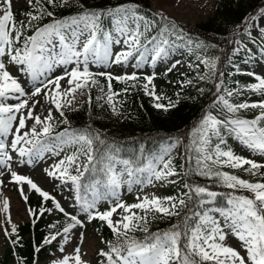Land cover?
Here are the masks:
<instances>
[{
	"label": "snow or ice",
	"instance_id": "obj_1",
	"mask_svg": "<svg viewBox=\"0 0 264 264\" xmlns=\"http://www.w3.org/2000/svg\"><path fill=\"white\" fill-rule=\"evenodd\" d=\"M27 2L33 11L24 13L28 17L27 23L23 21L17 23L12 10V0H0V170L7 169L11 182L20 186L19 192L25 202L28 201V196L23 185L38 193L44 201H52L54 209L63 213L68 221L62 231L46 236L42 245L37 246L35 251L39 252L43 245L51 244L61 236L59 250L63 252L64 244L70 239L69 233L78 226L85 227V224L78 215L65 211L54 197L42 190L30 177L19 174L12 167L14 156L11 153L16 154L18 158L16 163L31 166L34 161L43 159L45 153L60 157L65 148H72L70 153L63 155L44 171L48 177L68 186L70 192L75 191V201L88 222L93 220L104 222L115 236V242L101 239V243L106 245V249L101 248L98 252V255L104 258L103 264H264V172L260 171L264 169V164L237 155L231 149H222L220 147V144L224 143L222 139L214 148L210 147L212 137L219 136L220 129L226 128L235 133L245 147L264 157V99L251 103H232L228 97H232L234 91L225 88L223 91L226 95H220L222 81L217 83L215 85L218 93L217 103L213 107L219 106L226 110V114L222 119L211 111L206 112L198 126L194 128V139L184 154L185 160L195 159V174L210 179L216 178L223 186L232 190L226 198V207H208L220 194L208 187L190 183H184L187 191L179 196L146 195L143 198L137 197L136 203L126 204L120 199L118 191L122 183H127L129 190L133 183L152 184L153 179L162 183H176L169 178L181 173L177 171L171 150L181 144L180 138H170L163 154L147 160L146 163L143 160L147 158L141 159L143 145L140 146V157L122 158L119 156L120 147L103 139L98 132L67 127L63 131H54L60 123L69 124L64 118L61 98L66 100L67 104H71L72 100L67 98L72 96L74 99L73 94L76 90L97 85L99 81L96 77H105L106 102L113 113H116L115 97L128 92L129 88L125 87L121 92H115L112 81L125 84L132 82L131 87H136L139 82L137 73L119 76L106 71L94 73L91 66L122 65L127 64L130 59H135L137 62L133 67L139 68L146 53L155 64L158 58L166 59L169 56L170 47H180L169 37L175 36L176 39L183 40V36L173 31L177 27L174 22L169 21L171 27L161 26L156 19H149L144 15L139 5L135 3L100 10L87 9L81 4V11L76 15L64 19L53 18L50 23L37 27L35 32L28 36L24 35V30L31 28L33 21L42 20L45 16L54 17V13L43 7L44 0ZM71 2L72 0H46V3L53 7L69 6ZM153 15L159 17V20H168L162 13ZM260 17L264 18V9L260 10ZM106 20L110 22V27L105 26ZM256 20V16L248 17L246 27L238 26V32L247 33L251 39ZM153 29H158L157 35L149 36L148 33ZM258 35L261 50L264 51V27L258 29ZM233 42L238 47L232 50L230 63L232 57L238 56L241 51H247V45H242L240 40ZM189 44L191 41L183 46L187 47ZM116 45L123 47L119 51H114L113 47ZM57 47L60 51L53 54ZM196 47L203 48L205 45L197 44ZM197 59L199 63L195 67L203 65L205 69V74H201L199 79L223 77L224 73L218 72V57L198 55ZM180 64V60L174 61L166 69V73L176 69ZM9 66L16 67L18 72L28 79L22 84L20 77L12 75L8 70ZM57 66H64L61 75L41 79L46 73L53 72ZM236 70L239 71V68ZM248 75L254 76L258 81L248 85V89L264 95V77L254 72H249ZM154 78L155 73L142 77L145 81L142 85L145 95L157 101L153 105L155 108L168 111L176 104L171 101L167 105L158 102L164 97L156 94ZM65 79L68 87L62 89L60 82ZM29 80L37 82L30 90L24 86ZM185 83L191 84L192 81L187 80ZM41 93L45 98H50L51 104L62 119L54 120L52 108L48 109V114L43 120L40 116L34 115L33 110L38 102L30 104L29 99L25 97H35ZM10 100L17 102L8 103ZM247 109L260 111L251 119L241 118L238 113ZM28 120L33 121L31 127L27 124ZM14 121L17 122L15 125ZM97 143L101 147H96ZM193 151L195 156L191 155ZM138 159H141L139 164ZM245 165L248 167H244ZM188 167L185 164L179 165V168L185 169L184 175L189 174ZM223 167L242 169L259 179L246 180L238 175L220 171L219 169ZM137 173H147V176L143 180H133ZM86 174L92 177L91 182H86ZM2 175L4 172L0 171V176ZM125 175L127 180L123 179ZM2 184L3 181H0V185ZM239 190H245L250 195L237 194ZM88 191L93 193L91 199L82 195V192ZM102 200L110 201L109 207L103 211L97 207ZM133 209L140 211L135 212ZM8 211L9 201L4 198L0 212L7 214ZM52 211L53 209L41 204L39 215ZM215 213H218L221 219H218ZM114 214L119 216V219H113ZM150 214L154 218L156 214L167 218L176 217L178 222L162 232H149L147 225ZM29 215H37L36 210L30 208ZM7 222L11 223L10 219ZM35 222L33 220V223ZM49 227L55 228L56 225L52 224ZM137 231L145 235L138 238L134 235ZM16 233L17 227L13 224L11 232L5 230L4 234L14 236ZM229 237L235 238L243 251L229 245L227 243ZM19 239V236H16L10 242L15 245ZM83 239L84 233L81 232L79 236L81 243ZM17 259L20 260L19 257ZM52 264L87 262L82 259L81 248L77 245L72 254L63 255Z\"/></svg>",
	"mask_w": 264,
	"mask_h": 264
},
{
	"label": "trees",
	"instance_id": "obj_2",
	"mask_svg": "<svg viewBox=\"0 0 264 264\" xmlns=\"http://www.w3.org/2000/svg\"><path fill=\"white\" fill-rule=\"evenodd\" d=\"M129 3L139 5V9L144 15L148 16L149 19H156L161 26L169 25V21L174 22L177 27L173 31L183 36V40L170 36L169 39L173 40L174 43L178 41L186 45L188 41H191V44L187 45L186 48L191 49V51L189 50L188 61L192 67H189L183 73L175 71L166 73L165 71L163 75L153 80V84H156V94L164 97L158 102L167 105L171 101L176 106L168 109V111L155 108L153 105L157 101L151 96L145 95L142 87L145 81H143L142 76H138L139 82L136 87H131L132 82L125 84L115 80L112 81L113 90L121 91L125 87L129 88L128 92L122 93L123 98L116 103L117 112L113 113L112 108L106 101L100 102L98 100L100 94L107 92V80L105 77H96L99 83L91 85L89 100L75 108L64 109V118L69 121V124L60 123L55 130L59 132L67 127L74 130L90 129L93 133L98 132L103 139L110 143L114 142L120 147L119 156L122 158L140 157V146L143 145V157L141 159L147 158L143 160L144 163L160 154L170 142V138H180L181 155L174 164L177 167V171L181 174L177 175L174 187L168 193L159 197L179 196L187 191L183 186L184 183H190L208 187L210 190L220 194L213 204L208 207H226V198L232 190L223 186L216 178L210 179L195 174V159L185 160L184 154L186 149L191 146L194 139L193 130L198 126L203 115L209 111H216L213 107L215 98L218 95L215 85L222 81V92L226 87L236 88L240 85V81L244 85L247 83L242 80L244 77L239 75L236 70V68L244 67L243 64L246 57L240 56L237 63H230L229 57L235 48L234 40L242 38L241 36L243 35H246V37L242 38L244 40L252 42V38L250 39L242 31L240 35L230 32L229 26L237 25L239 28H244L247 12L256 6L264 4V0H220V5L216 8L214 14L205 21L196 24L178 22L171 16L153 8L150 0H72L71 4L65 7H53L44 0L43 7L48 11H52L54 17L45 16L42 20L33 21L32 27L24 30V35L30 36L32 28L35 26L42 27L44 24L50 23L53 18L64 19L76 15L81 11V4L87 9L100 10ZM29 11H33V9L31 7L24 8L21 12L22 16L16 15L15 20L20 19L19 22L27 23L28 17L24 13ZM154 13H162L168 20H159V17L153 15ZM109 23L106 20L105 26L110 27ZM169 27L171 26L169 25ZM157 33L158 29H153L148 35L153 36L157 35ZM21 42L23 41L21 40ZM197 44H203L205 47L197 48ZM197 55L218 57V72L224 73L223 77H209L206 80L199 79L201 74H205V69L201 65L199 68L195 67L198 61L194 57ZM187 80H191L192 83H185ZM248 90L249 93L257 94L261 99H264V95L255 93L250 89ZM60 119L62 118L59 116L58 120ZM233 136H236L235 133L226 128H221L220 135L212 137L210 147L214 148L222 139L224 143L220 144V147L225 150H232L228 142ZM96 147L99 148L101 146L97 143ZM191 155L195 156V152L193 151ZM141 159L137 160L138 164L141 163ZM181 164L189 166L188 175H184L185 169L179 168ZM219 170L236 174L246 180L259 179V177L250 176L249 173L242 169L223 167ZM260 171L263 172L262 170ZM86 177V182H91L92 177L88 176V174H86ZM237 194L242 195L239 191ZM82 195L91 199L93 193L91 191L82 192ZM27 203L29 208L36 210L37 215H32L27 222L17 226V233L14 236H8L9 242L11 239H15L16 236H19L20 239L17 244L13 245L10 242V246L5 248L0 264H13V261L16 262L15 264H21V261L22 264H34L37 260L45 258L51 245H43L39 252H36L35 248L42 245L46 236L62 231L63 226L68 222L67 217L64 215L56 222H51L44 218V214L39 215L41 204L47 207L49 201H44L42 198L32 195ZM78 211H80L79 205ZM33 220L36 222L33 223ZM93 222L100 229L103 240L115 242L116 238L107 227V224L99 220H93ZM177 222L178 218L176 217L167 218L156 214L154 218L150 214L147 227L149 232H162ZM52 224H55L56 227L50 228L49 225ZM134 235L142 238L145 234L137 231Z\"/></svg>",
	"mask_w": 264,
	"mask_h": 264
},
{
	"label": "rangeland",
	"instance_id": "obj_3",
	"mask_svg": "<svg viewBox=\"0 0 264 264\" xmlns=\"http://www.w3.org/2000/svg\"><path fill=\"white\" fill-rule=\"evenodd\" d=\"M151 5L153 8H155L158 11L163 12L164 14L173 17L179 22L182 23H188V24H196L202 21H205L209 17H211L216 8L220 5V0H150ZM34 2V0H33ZM29 6L27 0H12V10L14 13L19 14L20 10H23L25 7ZM264 9V4H261L259 6L254 7L253 9L249 10L246 15V20L248 17L256 16L257 20L254 21V24L256 25L255 28L252 29V39L256 42L253 43L251 41L244 40L242 38L246 37V35L241 36L242 38L239 39L242 42V45H247V51H241V53L238 56L232 57V62H236L238 60V57L241 55H246L244 67L239 68V73H241L244 78V82H247L246 85L241 83L236 88L229 87L228 90H233L234 95L232 97H228L230 102L232 103H243V102H254L258 101L260 98L256 94H250L249 90L247 89L248 85H251L253 83H258L256 81L254 76H249V72H254L256 75H259L261 77H264V51L261 50L260 47V39L258 35V29L260 27H264V18L260 17V10ZM246 20L244 23V26L246 27ZM243 26V27H244ZM36 30V29H35ZM34 30V31H35ZM229 31L234 32L235 34H241V32H238V26L237 25H230ZM247 34V33H246ZM22 44V43H21ZM175 45H180V47L177 48H169V56L165 59L163 57L158 58L156 63L153 64L150 55L146 53L143 60L140 62L141 66L139 68H134L133 65L136 64L135 59H130V61L127 64L122 65H104V64H97L91 66V71L94 73H98L101 71L111 72L115 76L121 75V73H133L136 72L137 75L144 76V75H152L155 73V78L160 77L161 73H163L167 68L171 66V64L176 61L180 60L181 64L172 71H178V72H185L189 67V61L187 60L188 53L182 43L176 42ZM123 45H116L113 47L114 51H119ZM238 47V45L235 44V48ZM60 48L57 47L54 49L55 52H59ZM189 51V49H188ZM202 56V55H199ZM209 57V56H206ZM231 57V56H230ZM211 58V57H209ZM195 60L198 61L197 56L194 57ZM5 63L7 64V60L5 59ZM199 63V61H198ZM204 67L203 65H201ZM71 67V66H67ZM8 70L11 72L14 76H19L21 83L23 84L26 79H28L25 75L18 72L16 67L9 66ZM64 72V66H57L53 72L46 73L45 77H42L41 79H46L51 76L61 75ZM36 81L29 80L27 84H25V88L30 90L34 84H36ZM62 89H66L68 87L67 80H62L61 82ZM90 87V85H89ZM89 90V88H88ZM115 92H121V91H115ZM74 95V99L72 96H69L67 99L72 100L71 104H67V101L61 98L62 109H71L76 106H78L81 103L86 102L89 99V92L87 96H84L83 88L76 90ZM220 95H226V93L221 92ZM44 97L43 93L40 95H37L33 97L32 101H36L39 98ZM26 98V97H25ZM123 98L122 93L115 97V101H120ZM106 92L102 93L99 97V101H106ZM30 102V101H29ZM9 103V102H8ZM217 103V98L215 100V104ZM31 104V102H30ZM49 108H52L53 110V118L54 120L59 116V113L55 111L54 105H50ZM48 108V109H49ZM216 111L213 112L214 115L219 116L220 118H224L226 114V110H223L219 106L215 107ZM259 109L256 110H240L238 115L241 118H247L251 119L256 114L259 113ZM48 114V111L45 115ZM19 115V114H17ZM44 119V118H43ZM42 119V120H43ZM14 121V125H15ZM11 139V136H9V140ZM226 142V141H225ZM228 144H230V147L235 151L237 155H241L245 158L252 159L256 161L257 163L264 164V157L261 155L254 153L252 150L245 147L241 141L238 139V137L233 136L229 139ZM167 147V146H166ZM165 147V148H166ZM164 148V149H165ZM164 149L162 150L161 154H163ZM73 149L72 148H65L64 152L61 153L60 157L54 156L51 153H45L44 158L41 160L34 161L31 166L27 164H18L16 163V157L15 153H11V150L8 149V151L14 156V162L12 164V167L19 173L25 176L30 177L42 190L47 191L52 197L55 198L56 201H58L61 206L70 214L76 215L79 211H77V205L75 203V191H69L68 186L62 185L59 180L53 179L51 177H48L44 171L45 168H48L50 165L58 161L63 155L70 153ZM181 155V150L179 145L177 148L171 150V156L174 158V162L176 159ZM153 159V158H152ZM151 160V159H150ZM119 167V165L117 166ZM158 167H162V165H158ZM244 167H248L245 165ZM0 171L4 172V175L0 176V181H3V184L0 185V207H2V200L4 198H7L9 201V211L7 214L0 212V259L3 255V252L5 248L8 246V238L5 236V230L8 232L11 231V226L14 224L15 226L22 224L24 221H26L30 215L28 212V208L26 205L25 200L21 197L19 192V187L15 183L11 182L10 174L7 172V169H2ZM264 172V169H263ZM233 174V173H230ZM145 176H147V173H137L136 177H133V180L135 179H144ZM123 179L127 180V176L125 175ZM169 179H173L176 181L175 177H170ZM256 179H253L254 181ZM174 186L172 183H162L159 181H155L153 179L152 184H136L133 183L131 185V190H129V185L127 183H122L119 191L120 199L126 203V204H133L138 202L137 197L143 198L144 196H151L156 195L160 196L161 194L167 193L171 190V188ZM24 191L27 196L34 194L36 196H39L38 193H36L34 190H29L27 185H23ZM243 195H250L245 190H239ZM74 192V194H72ZM109 200H102L98 203L97 207L99 210L103 211L106 210L109 207ZM49 209H53L52 212H45L44 217L52 222L57 221L61 217V212L56 211L54 209V205L52 201L50 202ZM138 209H133V211L137 212ZM121 210H118V212ZM216 217L218 219H221L219 217L218 213H215ZM10 219L11 223H8L7 221ZM81 219L84 221L85 227L80 228L79 226L73 229L70 233V239L66 244H64V251L61 252L60 249V242L62 240L61 236L57 237L56 241H53L50 245L48 256L42 260L37 261L35 264H52V262L63 255L66 254H72L74 252L75 246L79 245L81 248V256L82 259L87 262V264H102L104 261V258L100 257L98 255V252L101 248L106 249V245L101 243L102 235L100 232V229L94 225V223L88 222L87 217L84 214ZM113 219H119V216L114 214ZM97 229L99 231H97ZM84 233V239L81 243L79 240L80 233ZM227 243L235 248H237L240 251H243L239 248V242L232 237H229ZM89 247V248H88ZM88 251L90 249H93V254H90ZM88 252V253H87Z\"/></svg>",
	"mask_w": 264,
	"mask_h": 264
},
{
	"label": "bare ground",
	"instance_id": "obj_4",
	"mask_svg": "<svg viewBox=\"0 0 264 264\" xmlns=\"http://www.w3.org/2000/svg\"><path fill=\"white\" fill-rule=\"evenodd\" d=\"M88 88H89V86H87V87H84L83 88V93L85 94L84 96H87L88 95V92H89V90H88ZM26 99H29V101L31 102V103H33V102H38V103H36V106H35V108H34V115H38V116H40L41 117V119H43V118H45L47 115H45L46 114V112L48 111V108H49V106L51 105V102H50V98H44V97H41V98H39L38 100H36V101H32L33 100V97H31V96H28V97H26ZM9 103H16L17 101H15V100H10V101H8ZM15 123H17V122H15ZM32 123H33V121L32 120H28L27 121V124H28V126L29 127H31V125H32ZM39 125L37 126V128H38V130H39ZM23 131V130H22ZM72 194H74V192L72 193ZM89 248V247H88ZM88 248H87V251H88ZM91 250V254H93V249H90ZM90 250L88 251L89 252V254H90ZM87 252V253H88Z\"/></svg>",
	"mask_w": 264,
	"mask_h": 264
}]
</instances>
